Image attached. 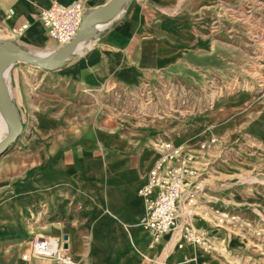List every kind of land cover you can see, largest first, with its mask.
Here are the masks:
<instances>
[{
    "label": "crops",
    "instance_id": "0c3cea01",
    "mask_svg": "<svg viewBox=\"0 0 264 264\" xmlns=\"http://www.w3.org/2000/svg\"><path fill=\"white\" fill-rule=\"evenodd\" d=\"M75 1L0 0V25L20 46L46 52L57 44L47 36L39 11L53 2L69 5ZM83 1L89 12L110 0ZM195 3L127 0L122 14L90 44H82L53 76L54 81L70 86V91H27V71L32 68L16 64L9 70L11 98L23 125L22 116L27 114L30 122L34 120V130L52 132L53 142L46 133L42 146L31 148L28 177L23 182L11 177L16 186L0 199V264H62L52 254L34 250L38 240L53 238L75 264H206L211 259L199 254L198 245L182 240L184 217L177 229L158 242L141 224L146 205L138 192L162 155L157 148L161 142L152 146L147 138L117 137L110 133L114 126L96 117L111 114L96 107L97 92H122L175 74L190 52L198 50L202 44ZM25 23L29 27L23 34L11 33ZM19 167L15 175L22 174ZM205 185L208 197H202V212L207 207H219L222 212L226 209L223 192L206 179ZM43 210L50 214L46 234L55 237L35 238L22 246L26 238L22 214ZM196 225L210 233L221 230L212 214L202 215Z\"/></svg>",
    "mask_w": 264,
    "mask_h": 264
},
{
    "label": "rangeland",
    "instance_id": "374dc122",
    "mask_svg": "<svg viewBox=\"0 0 264 264\" xmlns=\"http://www.w3.org/2000/svg\"><path fill=\"white\" fill-rule=\"evenodd\" d=\"M195 4L202 44L198 50L190 52L175 74L122 92H97L96 107L111 114L96 117L114 126L110 133L117 137L147 138L152 146L183 144L198 154L201 179L223 192L225 204H218H224L222 213L228 219L218 223L221 230L211 233L210 246L194 247L199 254L215 258H209L210 264H230L221 252L231 264H264V0H196ZM9 37L6 32L0 34V39ZM18 64L32 68L27 71V91L72 90L54 81L59 69ZM22 117V134L0 157L6 160L0 165V199L16 186L11 177L22 182L28 177L31 148L39 149L46 133L53 142L52 132L34 130V120L30 122L27 114ZM213 138V145L200 149ZM17 167L22 174H14ZM23 215L26 238L22 246H29L35 238L55 237L46 234L51 225L48 212Z\"/></svg>",
    "mask_w": 264,
    "mask_h": 264
},
{
    "label": "built area",
    "instance_id": "2783aa9c",
    "mask_svg": "<svg viewBox=\"0 0 264 264\" xmlns=\"http://www.w3.org/2000/svg\"><path fill=\"white\" fill-rule=\"evenodd\" d=\"M88 12L86 1L78 0L69 5L53 2L49 7L39 11L38 18L45 29L47 36L58 47L68 44L79 30L85 14ZM28 24L13 28L14 36L23 34ZM4 28L0 25V34ZM216 142L211 139L200 146L205 150ZM162 152L161 157L149 172L146 184L138 194L144 199L146 214L141 224L153 234L154 242L178 228L180 219L184 217L182 240L186 243L208 247L211 242V233L200 229L196 221L204 214H212L216 221L224 223L228 219L220 210L204 208L202 212V197L205 195L206 185L201 179L197 168L198 154L183 146H174L170 142L157 145ZM207 210V211H206ZM50 250L51 241H37L34 250L40 254H52L62 264H75L58 247Z\"/></svg>",
    "mask_w": 264,
    "mask_h": 264
},
{
    "label": "water",
    "instance_id": "95a60500",
    "mask_svg": "<svg viewBox=\"0 0 264 264\" xmlns=\"http://www.w3.org/2000/svg\"><path fill=\"white\" fill-rule=\"evenodd\" d=\"M126 2L127 0H110L103 7L87 12L75 37L68 44L53 51L54 53L49 57H41L35 51L22 47L13 40L0 39V110L10 124L9 133L0 139V157L18 140L24 129L20 113L10 97L4 71L7 70L8 74L14 65L23 61L33 63L26 65L46 70L62 68L82 44L90 42L99 35L93 23L119 14Z\"/></svg>",
    "mask_w": 264,
    "mask_h": 264
},
{
    "label": "bare ground",
    "instance_id": "6f19581e",
    "mask_svg": "<svg viewBox=\"0 0 264 264\" xmlns=\"http://www.w3.org/2000/svg\"><path fill=\"white\" fill-rule=\"evenodd\" d=\"M124 9V8H123ZM122 13H120L121 15ZM118 13H116L115 15H113L112 17H110L109 19L106 20H101V21H96L93 23L94 27L98 30V31H103L105 30L110 24L111 22L117 17ZM55 52V51H54ZM53 52V53H54ZM35 53L41 57H49L52 54L50 53H45V52H40V51H35ZM22 63L24 64H33V63H29L26 61H23ZM4 76H5V80H6V85L9 91V94L11 93V84H10V79L8 77L7 74V70L4 71ZM12 93L10 94L11 97ZM12 99V98H11ZM222 104V103H221ZM219 106V105H218ZM220 107V106H219ZM216 108V107H214ZM210 112V111H209ZM211 115V114H210ZM213 115V114H212ZM215 119V118H214ZM213 121V120H212ZM215 124V123H214ZM10 131V124L8 123L6 117L3 115L2 111L0 110V139L3 138L4 136H6ZM189 135V134H188ZM190 136V135H189ZM186 137V136H184ZM187 138V137H186ZM174 140V139H173ZM176 140V139H175ZM179 141V139H177ZM180 145V144H179ZM57 242V240L55 241H51V245L52 247H50V250H54V245ZM167 250V249H166ZM222 258H224L227 262H229L231 264V259L228 257L227 254H225L224 252H221ZM205 260V259H204ZM211 260H215V258L211 257ZM206 261V260H205ZM218 261V260H216ZM222 263V262H221ZM207 264V263H206ZM215 264V263H214Z\"/></svg>",
    "mask_w": 264,
    "mask_h": 264
}]
</instances>
